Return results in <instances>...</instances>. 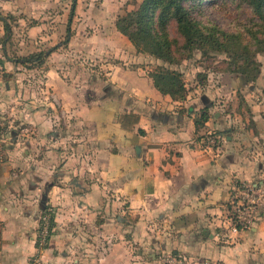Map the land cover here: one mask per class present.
Instances as JSON below:
<instances>
[{
  "label": "crops",
  "instance_id": "0c3cea01",
  "mask_svg": "<svg viewBox=\"0 0 264 264\" xmlns=\"http://www.w3.org/2000/svg\"><path fill=\"white\" fill-rule=\"evenodd\" d=\"M83 2L71 20L56 11L65 0H0V116L36 134L2 137L0 263L163 264L180 255L194 264H264V211L247 230L222 226L233 184L264 177L261 89L233 75L179 113L152 79L119 67L108 97L96 100L67 80L56 49ZM40 52L43 64L17 61ZM205 108L209 120L197 128ZM206 132L224 141L203 146ZM46 213L54 227L40 250Z\"/></svg>",
  "mask_w": 264,
  "mask_h": 264
},
{
  "label": "rangeland",
  "instance_id": "374dc122",
  "mask_svg": "<svg viewBox=\"0 0 264 264\" xmlns=\"http://www.w3.org/2000/svg\"><path fill=\"white\" fill-rule=\"evenodd\" d=\"M142 2L143 0H84L81 6L78 5L72 23L71 37L68 40L66 34L59 40V45H62L56 48L60 61L65 65L67 80L71 82L74 80L84 91L87 88L92 90L93 98L99 100L108 97L107 90L111 87L109 81L116 68L123 67L139 71L150 79L155 73L165 69L170 70L181 75L185 93L182 101H175L170 96L168 97L177 103L176 106L172 102L176 111L184 113L186 103L188 105L193 101L201 103L200 98L208 94L213 87L222 86L223 79L233 75L244 77L245 74L251 84L262 91L263 95H259L258 98L256 96L254 101H262L264 98V34L261 28L264 22L256 16L252 9L237 0H215L214 3L206 0L201 11L198 8L194 11V17L205 28L216 27L224 32L217 34L221 40L224 34L227 39L231 35L234 36L238 42L233 45V41H226L230 47L221 49L209 47L201 50L197 48L193 52L187 51L184 56L177 54L178 61L170 63L143 50L144 46L134 36L130 39L118 30V20L136 10ZM197 2L198 0H195L194 4L198 5ZM65 4L66 6L61 5L56 11L63 12L64 9L66 14L71 12L73 1L65 0ZM87 17H92L93 20L102 19V22L84 23L83 20ZM121 25L124 23L122 22ZM153 27L158 34L167 33L169 38L177 39L182 44L183 41L176 32L175 24L171 23L168 29L159 24ZM132 33L136 35L134 30ZM45 43L47 44L42 47L45 51L53 47L49 41ZM239 47L242 48L237 49ZM2 117L0 122L3 121L8 130H14L25 139L35 137L36 134L26 122H10L7 114L0 116ZM223 138L218 145L222 144ZM9 140L7 144L10 143ZM5 145L6 143H2L5 156L0 163L8 160Z\"/></svg>",
  "mask_w": 264,
  "mask_h": 264
},
{
  "label": "trees",
  "instance_id": "16d2710c",
  "mask_svg": "<svg viewBox=\"0 0 264 264\" xmlns=\"http://www.w3.org/2000/svg\"><path fill=\"white\" fill-rule=\"evenodd\" d=\"M206 0H143L139 7L127 13L126 17L118 20V30L124 36H132L140 40L144 46L145 51L155 55L159 59L167 60L170 63L178 61L177 54L183 55L188 52H193L194 49L204 50L205 48H218L230 47L226 41H233V45L238 42L234 36L227 37L223 34L224 38L221 40L217 34L224 33L219 31L216 27L205 28L194 17V11L198 8L201 11L202 6ZM245 4L249 9H252L257 17L264 22V0H237ZM73 9L71 11V20L74 15V5L76 0H73ZM214 3L215 0H209ZM124 25H121V23ZM6 39L11 36V27L4 21ZM172 24L176 25V32L182 39V44L177 39L169 38L167 33L158 34L153 25L159 24L165 29ZM134 30L136 35H133ZM264 34V26L261 28ZM166 32V30L164 31ZM258 41V40H256ZM243 47V46H242ZM239 47L237 49H241ZM52 51V50H50ZM47 57V52H40L26 58H20L17 61L27 64H43ZM248 83L250 79L243 75ZM155 88L165 96H170L175 101H182L184 99L185 86L182 82L181 75L177 72L170 70H163L151 76ZM209 120L208 109L205 108L201 112V116L197 119V128H201L205 122ZM212 132H206L199 137L202 142ZM54 227V215L50 218V234Z\"/></svg>",
  "mask_w": 264,
  "mask_h": 264
},
{
  "label": "built area",
  "instance_id": "2783aa9c",
  "mask_svg": "<svg viewBox=\"0 0 264 264\" xmlns=\"http://www.w3.org/2000/svg\"><path fill=\"white\" fill-rule=\"evenodd\" d=\"M3 67L0 65V75ZM8 130L3 121L0 122V161L4 160L5 153L2 151V137ZM220 135L210 133L209 137L202 141L206 147L217 146L221 140ZM219 146V145H218ZM264 211V177L259 182L240 181L233 184L230 196L228 213L222 219V226L226 231L247 230L251 228L257 219L255 214ZM50 215L44 214L40 219L38 230V246L43 250L50 236ZM163 264H194L184 256H166ZM214 264V263H204Z\"/></svg>",
  "mask_w": 264,
  "mask_h": 264
},
{
  "label": "water",
  "instance_id": "95a60500",
  "mask_svg": "<svg viewBox=\"0 0 264 264\" xmlns=\"http://www.w3.org/2000/svg\"><path fill=\"white\" fill-rule=\"evenodd\" d=\"M62 44H60L59 46H61Z\"/></svg>",
  "mask_w": 264,
  "mask_h": 264
}]
</instances>
